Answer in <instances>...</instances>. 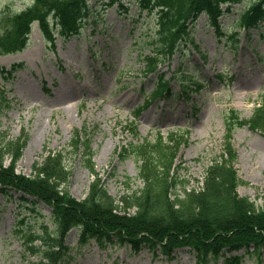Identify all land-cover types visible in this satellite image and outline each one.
<instances>
[{"label": "rangeland", "instance_id": "1", "mask_svg": "<svg viewBox=\"0 0 264 264\" xmlns=\"http://www.w3.org/2000/svg\"><path fill=\"white\" fill-rule=\"evenodd\" d=\"M33 1L0 0V17L5 11L18 13ZM255 1L233 5L221 17L218 31L209 26L206 16H200L174 57L158 67L166 80L173 75L193 76L203 88L190 101L160 98L138 117L136 110L158 80V74L144 72L145 57L154 53L155 13L140 10L135 0L89 1L85 26L68 41L58 37L55 47L44 42L34 23L22 52L0 55V140H15L22 131L28 135L17 172L32 176L33 165L47 151L61 152L71 171L67 190L74 198L86 197L93 180L88 168L92 164L107 192L118 200L129 193L128 188L139 190L143 184L137 176L140 162L133 156L119 159L117 151L124 154L123 148L153 144L169 132L187 133L188 144L177 151L174 162V175L181 183L174 193L200 187L205 170L220 156L226 158L224 136L231 111L248 119L264 96V21L234 38L231 27ZM13 65L19 70L10 76L7 71ZM170 88L179 91L173 82ZM77 131L84 133L88 152L74 153L69 146ZM230 140L236 154L237 193L264 208V132L236 126ZM20 196L0 189V264L39 262L37 256L27 254L15 234L17 220L26 231L45 225L54 228L46 206L32 204L33 199L25 202ZM66 244L70 253L62 264H199L188 249L166 259L147 249L135 254L127 246H101L94 240L80 247L76 229ZM209 264H264V252L243 255L241 251Z\"/></svg>", "mask_w": 264, "mask_h": 264}, {"label": "trees", "instance_id": "2", "mask_svg": "<svg viewBox=\"0 0 264 264\" xmlns=\"http://www.w3.org/2000/svg\"><path fill=\"white\" fill-rule=\"evenodd\" d=\"M136 1L141 10H157V31L152 40L154 53L146 58L147 73H156L159 63L171 59L180 43L188 39L190 26L201 14L207 16L212 27L219 28V18L224 14L222 6L240 4L243 0ZM226 11L229 12L230 7ZM89 13L88 0H34L20 13L7 11L0 18V54L23 50L33 22H38L47 43L53 44L50 19L59 36L66 39L78 33ZM263 19L264 0H257L239 14L232 28H256ZM163 78L159 76L151 101L170 95L168 82ZM177 79L184 88L180 96L186 99L189 93L201 89V84L189 77ZM231 114L227 121L226 158L220 156L206 169L202 187L174 199L171 194L178 181L173 176V164L179 147L187 144L185 135L170 133L166 141L159 137L152 145L145 143L137 150H130L128 153L135 154L141 161L138 176L143 187L123 194L118 201L108 194L92 167L94 180L87 196L83 200L73 198L66 190L70 172L59 152H50L42 162L35 163L32 176L16 173V163L27 136L22 134L15 141L2 138L1 189L28 195L45 204L50 208L54 223L53 230L42 226L39 231L21 233L26 251L39 255V264H60L69 251L65 239L73 228H78L80 244L93 239L101 245H128L135 252L147 248L167 258H171L176 249L189 248L201 264L240 250L264 251V208H257L248 198L238 195L239 181L232 165L236 154L229 142L235 126L246 125L251 130L264 132V96L249 119H240L234 112ZM81 145L77 134L70 146L77 152ZM119 156L122 155L119 153Z\"/></svg>", "mask_w": 264, "mask_h": 264}]
</instances>
